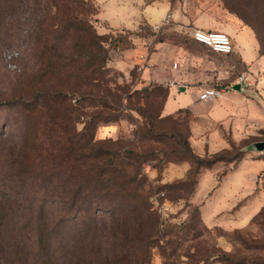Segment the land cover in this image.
<instances>
[{
  "label": "trees",
  "instance_id": "16d2710c",
  "mask_svg": "<svg viewBox=\"0 0 264 264\" xmlns=\"http://www.w3.org/2000/svg\"><path fill=\"white\" fill-rule=\"evenodd\" d=\"M243 1L224 0L252 28L264 54V0ZM97 12L95 0H0V34L29 23L36 65L21 92L10 99L21 110L19 138L0 147L6 151L3 162H9L0 172V264H149L158 240V211L153 189L145 188V164L155 160L151 166L160 169L165 162L186 160L183 182L193 186L202 168L218 161L236 165L244 145L254 140L240 147L231 140L227 147L199 154L189 133L176 125L170 130L155 125L145 113L140 138L149 142L147 148L95 138L101 122L119 118L121 94L106 76L109 51L132 42L99 32ZM143 88L155 97L160 87ZM164 91L166 99V84ZM71 95L75 102L69 101ZM89 98L98 105L91 113L83 109ZM181 110L189 111L179 108L159 122ZM81 116L83 125L77 129ZM172 186L162 183L156 190ZM224 255L233 264H249Z\"/></svg>",
  "mask_w": 264,
  "mask_h": 264
},
{
  "label": "rangeland",
  "instance_id": "374dc122",
  "mask_svg": "<svg viewBox=\"0 0 264 264\" xmlns=\"http://www.w3.org/2000/svg\"><path fill=\"white\" fill-rule=\"evenodd\" d=\"M179 1L182 9L191 8L194 13L201 5L219 6L225 14L228 13L229 16L238 18L239 22L248 25L236 12L227 8L224 0ZM243 2L253 4L255 1L244 0ZM94 24L99 32L130 37L132 41L131 45L126 41L109 51L107 61L109 70L106 76L112 90L117 87L118 93L121 94L120 104L116 110L119 118L101 122L95 130V138L118 139L123 146H132L136 149L147 148L149 142L140 138V127L145 118L142 113L154 117L155 125H164L168 130L172 125H176L181 133L191 134L190 126L194 117L189 109V111H179L172 119L159 122L160 116L166 114L163 112L165 84L159 80L144 78V59L137 64L129 66L126 64V67L119 61L125 44L129 45L126 48L147 46V50L151 52L159 48V39H162L170 43H186L194 49L196 44L186 32L187 28L180 26L178 19L174 17L158 27L141 23L139 28L129 31L110 29L99 21H95ZM30 31L31 26L28 23L9 33L0 34V147L2 143L7 145L10 141L17 140L21 133V110L10 99L21 92V88L36 68L33 57L34 41ZM154 86L162 89L158 88L159 93L155 97L147 96V90L143 87L151 89ZM68 99L70 102H75L76 96L71 95ZM92 99L89 98L84 103L83 109L87 113H91L98 107ZM8 100L10 102L5 103ZM81 118L82 116L76 121L77 129L83 125ZM252 139L254 140L251 142ZM260 139H264V125L258 127L255 134L235 141L238 147L250 141L244 145L243 157L248 158V164L252 166L254 173L252 176L244 177V181L237 183L236 187L231 180V183L229 181L236 191L234 194L227 195L221 190L225 196H228L221 209L212 207L213 202L209 199L215 193L217 182L225 177L230 168H233L232 162L215 163L213 166L219 167L215 171L214 184H211L208 179V182L205 181L201 186H198L199 173L196 176L197 182L193 186L183 182L187 178L188 168L183 177H169L173 175V171L167 167L168 164L182 161L165 162L160 169L151 166V163L156 162L155 160L145 164L144 172L148 177L145 188L151 187L152 194L158 191L163 192L159 196V208L151 199L158 211V240L150 249L149 264H233L224 255L225 252L232 258L244 259L249 264L264 262V149L257 150L252 144ZM151 144L156 148H162L164 143L151 141ZM0 152L2 154L0 172H4L6 168L8 169L9 162H3V152L6 153V151L0 149ZM204 169L207 168L201 170ZM224 170L227 171L225 174L222 173ZM166 176L171 179L163 180ZM219 176H221L220 179H218ZM178 181L182 182L175 184ZM171 182L174 186L156 190L159 184ZM227 184L223 186L225 190ZM220 189L218 188L216 192ZM165 193L168 197H165ZM255 203L259 206L251 216L242 214L247 205L249 212L252 204Z\"/></svg>",
  "mask_w": 264,
  "mask_h": 264
},
{
  "label": "crops",
  "instance_id": "0c3cea01",
  "mask_svg": "<svg viewBox=\"0 0 264 264\" xmlns=\"http://www.w3.org/2000/svg\"><path fill=\"white\" fill-rule=\"evenodd\" d=\"M95 3L98 6V21L108 26L136 29L141 23L160 24L170 13L171 17L178 19L180 26L217 29L231 36L233 50L229 54L215 52L195 40L194 49L186 43L159 41V48L155 51L150 52L147 46H141L125 48L120 54L119 61L124 67L144 59V78L159 80L168 86L164 113L179 108L191 111L194 119L191 121L189 140L195 152L205 154L227 147L231 140L240 141L255 134L257 128L264 125V54L259 52L258 40L251 27L225 14L216 5H201L194 13L191 8L182 9L179 0H95ZM241 71L247 73L253 84L247 89L229 88V84L236 83V75ZM207 85L225 89L212 101L199 99V92ZM248 161L243 157L217 182L216 190L221 189L211 195L209 201L213 202L212 207L223 208L228 196L222 191L227 195L234 194L236 189H233V184L236 187L237 183L244 181V177L252 176L253 168ZM167 167L173 171L169 177H183L189 163L173 162ZM218 167L201 170L198 186L208 182V179L214 184ZM171 178L166 176L163 180ZM225 184L226 190L223 188ZM258 206V203L252 204L248 212L247 205L242 214L251 216Z\"/></svg>",
  "mask_w": 264,
  "mask_h": 264
},
{
  "label": "built area",
  "instance_id": "2783aa9c",
  "mask_svg": "<svg viewBox=\"0 0 264 264\" xmlns=\"http://www.w3.org/2000/svg\"><path fill=\"white\" fill-rule=\"evenodd\" d=\"M171 14L167 13L160 24H155L158 27L166 22H169ZM186 32L195 41L200 42L208 46L211 50L221 53L229 54L233 50V42L231 36L222 30L206 29L198 26H187ZM175 65V64H174ZM240 84V89H247L253 84V80L250 79L245 71H241L236 75L234 80ZM232 84H229V88H233ZM225 88L218 85H207L199 92V99L212 101L218 98ZM163 192H155L151 195V199L155 203V206L159 208V196Z\"/></svg>",
  "mask_w": 264,
  "mask_h": 264
},
{
  "label": "water",
  "instance_id": "95a60500",
  "mask_svg": "<svg viewBox=\"0 0 264 264\" xmlns=\"http://www.w3.org/2000/svg\"><path fill=\"white\" fill-rule=\"evenodd\" d=\"M233 86L236 89L240 88V84L238 82H236ZM252 144H253L254 148L257 150L264 149V139L255 140Z\"/></svg>",
  "mask_w": 264,
  "mask_h": 264
}]
</instances>
